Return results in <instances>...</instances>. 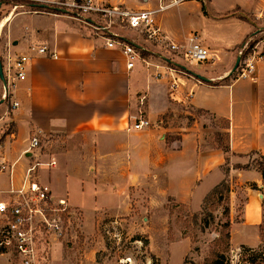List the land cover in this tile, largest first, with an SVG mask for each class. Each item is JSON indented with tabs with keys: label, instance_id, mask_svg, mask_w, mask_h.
I'll return each instance as SVG.
<instances>
[{
	"label": "crops",
	"instance_id": "1",
	"mask_svg": "<svg viewBox=\"0 0 264 264\" xmlns=\"http://www.w3.org/2000/svg\"><path fill=\"white\" fill-rule=\"evenodd\" d=\"M99 1L133 10L154 9L161 2ZM249 15L262 18L264 0L187 1L158 14V31L149 38L130 29H113L118 36L112 37L63 10L17 9L3 27L0 23L3 66L7 55L27 58L24 80L14 76L8 80L5 75L6 84L0 80V96L5 89L9 95L0 98V160L18 163L15 184L21 183L30 162L55 161L54 167L40 169V180L55 196H68L90 224L99 211L123 209L130 188L141 180L139 167L126 165L131 156L141 160L148 154L150 161L154 152V175L163 174L169 196L194 212L235 174L246 183L263 184L252 157L264 156V26L256 30ZM108 38L136 47L140 57L132 69L121 47H107ZM192 39L211 50L208 62L187 64L183 51ZM249 43L254 44L250 60L255 71L240 78L239 68L233 69ZM32 46H46L58 59L41 57L30 50ZM14 103L18 107L13 108ZM193 111L224 125L209 131L204 122H191ZM141 118L148 119L151 127L132 130ZM220 136L227 139L228 152ZM34 137L41 143L38 151L29 150ZM110 166L113 180L102 173ZM0 175L1 202L8 199L11 183L9 174ZM249 197L244 223L260 228L261 202L257 195ZM259 203V223L249 224L247 216H253ZM0 264L11 263L0 257Z\"/></svg>",
	"mask_w": 264,
	"mask_h": 264
},
{
	"label": "rangeland",
	"instance_id": "2",
	"mask_svg": "<svg viewBox=\"0 0 264 264\" xmlns=\"http://www.w3.org/2000/svg\"><path fill=\"white\" fill-rule=\"evenodd\" d=\"M26 1L30 0H0L1 25L17 9L30 7L23 5ZM52 1L36 2L55 6ZM56 1L62 4L57 6L59 9L76 16V9L68 5L72 3L71 0ZM237 15L240 16L241 13ZM249 20L256 24V30L264 26V16L259 19L249 15ZM3 39L0 37V46ZM0 98L3 99L2 96ZM194 120L204 122L209 131L224 125L222 121L201 111H193L191 122ZM175 121L178 123L179 119ZM135 137L141 141V136ZM226 142L220 136V144L226 145ZM153 154L154 152L150 155V161L147 159L148 154H145L146 158L142 155L141 160L132 156L128 158L127 167H139L141 171H138L142 176L130 188L129 199L123 209L99 211L90 224L84 211L70 204L75 214L71 217L65 235L51 249V264H213L220 255L224 257L220 259L222 264H264V243L260 239L259 226H247L243 219L249 193L257 195L256 201L261 202L260 222L264 236V183H246L235 174L234 179L228 180L231 188L229 199L222 202L209 200L206 205L203 203L200 211L194 212L169 196L163 174L160 178L154 175L153 171L156 169ZM252 159V165L258 169L261 158L255 156ZM7 162L11 164L9 160ZM105 165L107 167L111 163ZM111 169L110 166L108 171L102 172L103 175L109 174L108 180H113ZM222 192L227 197L228 193L224 190ZM227 206L230 209L229 217L224 215ZM252 214V217L247 216L248 223H259L260 203L253 209ZM196 217L198 223L195 221ZM229 220L233 225L231 240L227 241L223 233ZM205 223L209 224L208 228H204ZM248 249H255L258 254L252 255Z\"/></svg>",
	"mask_w": 264,
	"mask_h": 264
},
{
	"label": "built area",
	"instance_id": "3",
	"mask_svg": "<svg viewBox=\"0 0 264 264\" xmlns=\"http://www.w3.org/2000/svg\"><path fill=\"white\" fill-rule=\"evenodd\" d=\"M161 0L157 8L133 10L122 5L111 6L99 0H71L68 5L76 9L77 20L93 27L97 32H108L112 37L118 34L113 29H130L141 35L147 34L152 38L157 33L155 20L158 14L181 5L187 1L206 3L207 0H170L168 3ZM55 6L62 5L53 0ZM121 47L128 58V68L134 67V60L140 57L139 51L132 44L107 39V47L113 49ZM173 50L178 47L171 45ZM248 45L240 51L241 63L239 77L249 78L255 71V64L250 54L242 59ZM37 55L45 58L58 59V55L46 46H32L30 49ZM183 56L186 61L203 64L211 58V50L198 40L192 39V44L185 48ZM4 75L9 80L11 76L19 80L26 78L25 56L4 58ZM12 71L14 73H12ZM9 97L5 89L2 98ZM18 103L13 104V108ZM148 119H138L131 127L141 131L151 127ZM41 148L40 140L34 137L30 140L29 150L38 151ZM55 161L44 163L38 160L30 162L25 169L21 183L15 184V175L18 163L9 164L7 160H0V173H8L11 188L8 199L0 202V257H7L11 264H51L50 252L56 241L62 238L75 214L67 196L57 197L49 185L40 180V169L55 166Z\"/></svg>",
	"mask_w": 264,
	"mask_h": 264
},
{
	"label": "trees",
	"instance_id": "4",
	"mask_svg": "<svg viewBox=\"0 0 264 264\" xmlns=\"http://www.w3.org/2000/svg\"><path fill=\"white\" fill-rule=\"evenodd\" d=\"M23 5H27V6H30L32 9L36 10V11H42V12H51V13H56V12H62V9H59L57 6H42V3H39V2H36V1H26L25 4ZM244 20H248L245 16L242 17ZM254 48V44H250L248 45V49L243 53L242 55V59L245 58L248 54H250L252 52ZM180 70L184 71L185 73L191 75V73H189L188 71L185 70V67H178ZM197 79V78H196ZM224 138V137H223ZM227 140V139H226ZM223 150L225 152H228L229 151V147L228 145H224L222 146ZM261 161L258 162V170L259 172L261 173V176H262V180H263V183H264V156H261ZM229 183L227 181L221 183L219 186H217L211 193H209L205 200H204V203L205 205L209 202V200H218L219 201H224V200H227L229 199V195L231 193V188L230 186L228 185ZM225 191L227 194V197L225 196V194L222 192V191ZM183 206V205H181ZM224 215L229 217L230 215V209L229 207L227 206L225 209H224ZM198 217H196V222L198 221L197 219ZM198 223V222H197ZM232 225L233 223L229 220L226 225H225V228H224V233H223V237L225 238V240L227 241H230L231 240V229H232ZM262 226V225H261ZM261 226H260V239H261V242L263 241L264 243V236L262 235L263 231L261 229ZM209 227V224L208 223H205L204 225V228H208ZM263 239V240H262ZM248 252H250L252 255L253 254H258L257 250L255 249H248L247 250ZM263 251V254H262V257H264V248L262 249ZM223 255H220L218 257V259H216L213 264H222V261L220 259H223ZM264 260V259H263Z\"/></svg>",
	"mask_w": 264,
	"mask_h": 264
},
{
	"label": "water",
	"instance_id": "5",
	"mask_svg": "<svg viewBox=\"0 0 264 264\" xmlns=\"http://www.w3.org/2000/svg\"><path fill=\"white\" fill-rule=\"evenodd\" d=\"M42 6H46V5H42ZM63 12H66V11H63ZM240 63H241V57H239L237 59V62L235 64V67L233 69V72L236 71L239 67H240ZM186 71H188L189 73H191L192 76H194L195 78L203 81V82H209V79H207L206 77L202 76V75H198L192 71H189L185 68ZM0 80L1 82L5 85L6 84V80H5V77H4V70H3V63H2V60L0 58Z\"/></svg>",
	"mask_w": 264,
	"mask_h": 264
},
{
	"label": "bare ground",
	"instance_id": "6",
	"mask_svg": "<svg viewBox=\"0 0 264 264\" xmlns=\"http://www.w3.org/2000/svg\"><path fill=\"white\" fill-rule=\"evenodd\" d=\"M8 21H9V19H6V20L3 22L2 27L4 26V23H6V22H8Z\"/></svg>",
	"mask_w": 264,
	"mask_h": 264
}]
</instances>
